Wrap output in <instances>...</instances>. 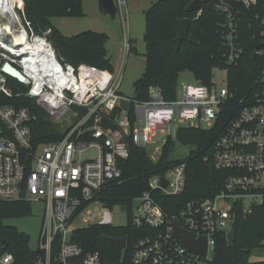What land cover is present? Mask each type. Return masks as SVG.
<instances>
[{
  "label": "built area",
  "instance_id": "built-area-1",
  "mask_svg": "<svg viewBox=\"0 0 264 264\" xmlns=\"http://www.w3.org/2000/svg\"><path fill=\"white\" fill-rule=\"evenodd\" d=\"M234 1L247 10L259 3ZM114 2L119 10L127 4L126 0ZM217 8L226 15L221 27L226 61L238 66L244 54L240 27L245 14L226 0H220ZM256 20L260 21L258 47L264 44V17L257 15ZM124 47L128 56L133 47L126 37ZM254 56L264 59V48H256ZM7 63L27 79L26 97L36 100L56 123L74 108L85 112L76 111L79 120L61 141L43 142L33 136L27 107L0 106V202L44 204L39 253L29 264H106L100 253L86 252L73 238L77 230L93 225L115 227L116 206L127 217L126 227L140 233L130 264H214L218 238L232 231L237 214L247 218L255 207L264 205V68L249 98L238 103V94L228 84L218 88L196 81L182 84L173 100H166L156 87L150 89L147 101L128 99L120 91L123 69L115 74L68 63L46 35L34 31L23 0H0V93L13 99L21 93L9 85L3 72ZM123 102L132 104L131 113L122 107ZM224 105L232 114L213 144L212 162L217 171L231 174L220 193L180 202L179 213L169 217L160 198L185 193L187 162L181 160L149 178L148 189L133 200L131 214L99 198L126 180L123 169L132 157V147L148 152L162 143L161 155L172 138L171 128H214ZM104 122L111 127H104ZM158 134L163 137L155 142ZM89 150H95L97 157L83 160L81 155ZM81 217L86 226L77 228ZM175 222L196 239L206 238L205 254L190 250L175 236ZM3 248L0 241V264H16L14 255ZM127 248L128 239L122 251Z\"/></svg>",
  "mask_w": 264,
  "mask_h": 264
},
{
  "label": "trees",
  "instance_id": "trees-1",
  "mask_svg": "<svg viewBox=\"0 0 264 264\" xmlns=\"http://www.w3.org/2000/svg\"><path fill=\"white\" fill-rule=\"evenodd\" d=\"M23 1L26 17L34 31L44 34L42 29L48 30L47 37L59 57L75 66L86 64L114 71L107 50L106 34L88 31L67 37L51 22L53 17L83 16V0ZM193 1L196 0H155L145 13L146 68L142 77L134 84L135 96L132 99L147 101L150 89L156 87L161 90L166 100H173L176 98L178 77L181 73L189 71L196 82L211 85L213 71L217 68L227 69V84L238 94L235 103L246 96L249 98L253 92V86L264 68V59L254 56L260 42L258 33L260 21L256 20V16L264 17V0H259L258 5L249 10L234 0H226L246 17L240 27L244 54L238 66L228 64L225 58L226 48L222 40L221 27L226 22V15L217 8L220 0H201V9L190 11L189 5ZM184 18H188L191 22L192 41H185L177 46L175 43L177 30ZM8 82L14 92L21 93V96L10 99L0 93V106L27 107L32 117L31 128L34 138L43 142L61 141L67 133L61 134L36 100L26 97L28 87L10 77ZM259 87L262 89L263 86L259 85ZM228 110V105L222 106L214 128L179 129L176 140L173 138L168 140L164 153L157 162L150 159L147 151L132 147V157L123 169L126 180L105 190L99 198L109 207L120 205L131 214L133 200L148 189L149 178L159 173L163 174L168 167L181 161L170 160L169 155L176 142L191 148L190 155L183 159L187 162V188L182 197L160 198L165 213L173 217L180 211V202L200 197H214L220 193L231 173L217 171L212 162V154L215 140L219 137L223 125L228 123L231 117L232 112ZM74 111L81 115L85 114L79 108H74ZM103 126L111 127L107 122H104ZM206 157H209V161H205ZM30 213L31 203L0 202V241L7 242V246L2 251L12 253L16 264H29L39 251H32L29 247L30 236L8 225L7 221ZM234 228L236 237L233 245L228 244L226 234L219 236L214 264H264L263 261H251L253 252L264 246V205L255 207L252 215L247 218L238 213ZM139 234V231L132 226L116 228L93 225L77 230L73 241L86 252L100 253L106 264H130ZM122 237L128 239L126 251L119 250L111 241Z\"/></svg>",
  "mask_w": 264,
  "mask_h": 264
},
{
  "label": "rangeland",
  "instance_id": "rangeland-1",
  "mask_svg": "<svg viewBox=\"0 0 264 264\" xmlns=\"http://www.w3.org/2000/svg\"><path fill=\"white\" fill-rule=\"evenodd\" d=\"M154 1L155 0H126L127 4L124 5L121 10L116 6L117 11L115 15L112 16L102 10L100 0H83V16L69 18L53 17L51 18V22L54 27L67 37L77 36L88 31L106 34L108 36L107 50L115 74L123 69L120 91L126 98L132 99L135 96L134 84L142 77L146 68L144 57L146 52V44L144 41L146 29L145 13L151 8ZM42 30L44 35L47 36L49 33L48 30ZM125 37L130 41L133 47L132 52L128 56L125 54ZM227 75V69H215L213 71V83L218 88L227 86ZM194 81L195 79L191 72L185 71L181 73L178 77L177 94H180L182 84L193 83ZM50 120L61 134H66L79 120V117L74 110H70L58 123L51 118ZM140 126L143 127L144 124ZM202 127L204 128L205 126ZM177 130L178 128L174 127L169 131V134L174 140H176L177 137ZM162 137L161 134H158L154 141L160 142ZM164 137L166 138V135H164ZM161 150L162 143H160L159 146L149 148V157L153 162L159 161L162 157L164 149L160 155ZM190 152V147L183 146L176 142L171 155H169L170 160L177 161L186 159L190 155ZM81 157L83 160L95 159L97 157V152L95 150H89L84 152ZM137 206L138 202L135 203V208ZM43 211V203L32 202L30 215L16 217L7 221L8 225L30 236L29 247L32 251H37L39 248ZM89 211L94 212L95 208H91ZM112 218L116 228L127 226L128 220L121 207H115ZM85 220V217L76 220L75 227H85ZM251 261L264 262V246L253 252Z\"/></svg>",
  "mask_w": 264,
  "mask_h": 264
},
{
  "label": "water",
  "instance_id": "water-1",
  "mask_svg": "<svg viewBox=\"0 0 264 264\" xmlns=\"http://www.w3.org/2000/svg\"><path fill=\"white\" fill-rule=\"evenodd\" d=\"M100 4H101V8L104 12L109 13L112 16L115 15L116 7H115L114 0H100ZM201 5H202L201 0L193 1L189 5V10L190 11H198L201 9ZM190 28H191L190 20L188 18L182 19L179 26H178V30H177L178 36L175 39V43L177 46H180L181 43H183L185 41H187V42L192 41L191 37H190ZM257 48L258 49L264 48V44L259 45ZM3 72L8 77L18 81L19 83H21L23 85H27L28 81L25 78V76L17 68H15L12 64H10V63L5 64L3 67ZM122 107L126 111H128L129 113H131L133 110L132 104L129 102H123ZM163 186L164 187L167 186V183L165 180H163ZM175 236L180 238L181 240H183V242H185V244L187 245V247L190 250L198 252V253H202V254L206 253V251H207L206 238L196 239L194 234H191V233L181 229V227L179 226V224L177 222H175ZM235 237H236V229L233 228L232 231L227 236L228 244L230 246L233 245V243L235 241ZM111 241L113 242L114 245H116V247L119 250H123L127 246V238L126 237L111 239ZM1 244L4 247L7 246V242L5 240H2Z\"/></svg>",
  "mask_w": 264,
  "mask_h": 264
}]
</instances>
